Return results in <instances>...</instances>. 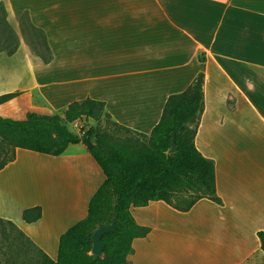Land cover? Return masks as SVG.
I'll use <instances>...</instances> for the list:
<instances>
[{"label": "crops", "instance_id": "obj_1", "mask_svg": "<svg viewBox=\"0 0 264 264\" xmlns=\"http://www.w3.org/2000/svg\"><path fill=\"white\" fill-rule=\"evenodd\" d=\"M0 2L20 35L13 54L0 51V95L19 91L0 104L2 116L64 115L90 97L148 135L168 97L204 73L195 144L214 160L221 201L205 197L188 211L163 200L132 206L150 232L134 239L130 264H263L264 0ZM24 13L46 35L48 61L22 37ZM105 178L85 142L60 155L17 148L0 169V218L56 259L61 234L87 215ZM34 206L42 216L27 222Z\"/></svg>", "mask_w": 264, "mask_h": 264}, {"label": "trees", "instance_id": "obj_2", "mask_svg": "<svg viewBox=\"0 0 264 264\" xmlns=\"http://www.w3.org/2000/svg\"><path fill=\"white\" fill-rule=\"evenodd\" d=\"M20 26L22 34L34 35L33 50L48 61L51 52L44 31L26 13L21 16ZM19 44L20 35L8 21L6 8L0 2V51L11 55ZM203 85L204 73L200 72L186 89L171 94L159 122L148 135L116 123L106 111L105 102L90 97L72 101L64 115L35 111L22 119L0 115V169L15 159L17 148L60 155L69 144L84 142L83 138L87 137L94 143L89 151L106 176L89 202L87 215L61 234L56 259L40 250L12 221L0 218V222H7L18 231L24 240L23 247L30 243L37 248L42 256L41 264H130L128 256L133 252L134 239L150 232V227L136 221L132 206L163 200L180 211H188L205 197L221 201L216 189L214 160L204 156L195 144L204 108ZM18 93L0 95V104ZM89 119L106 120L132 134L123 138L114 136L97 124H88L81 133L69 127L76 121ZM173 135L177 150L170 153ZM41 216V206L23 211L27 222ZM114 217H117L115 227L102 236L103 255L93 254V232L101 225L111 224ZM258 236L264 251V231H259ZM6 254L9 256V251L2 253L0 245V264L9 263Z\"/></svg>", "mask_w": 264, "mask_h": 264}, {"label": "rangeland", "instance_id": "obj_3", "mask_svg": "<svg viewBox=\"0 0 264 264\" xmlns=\"http://www.w3.org/2000/svg\"><path fill=\"white\" fill-rule=\"evenodd\" d=\"M21 35L33 49L31 41L34 39V35L30 32H27L25 35L21 32ZM88 124H97L100 128L108 131L112 135L122 138L132 134L131 132L119 128L106 120H101L100 122H96L94 119L88 121L82 120L80 122L70 124L69 127L73 132L81 133V129ZM3 227L6 230H2ZM22 241L24 240L18 234V231L13 230L12 225L7 222L3 224L0 222V245L2 246V253H7L9 251V256L8 254H6V256L4 255V257L9 260L8 264H41L42 256L37 248L30 243H26L27 246L25 248L21 245Z\"/></svg>", "mask_w": 264, "mask_h": 264}, {"label": "water", "instance_id": "obj_4", "mask_svg": "<svg viewBox=\"0 0 264 264\" xmlns=\"http://www.w3.org/2000/svg\"><path fill=\"white\" fill-rule=\"evenodd\" d=\"M83 141L86 143L88 150H91L94 147V143L89 138L84 137ZM176 150H177L176 137L175 135H173L172 140H171V147L168 150V152L172 153V152H175ZM116 221H117V217H114L111 224L101 225L97 229H95L92 235L93 248L91 252L93 254L103 255V249H104L105 243L102 240V236L105 233L111 231L115 227Z\"/></svg>", "mask_w": 264, "mask_h": 264}]
</instances>
